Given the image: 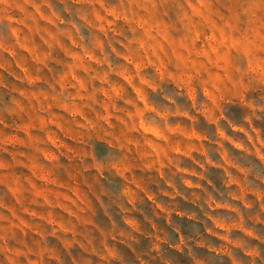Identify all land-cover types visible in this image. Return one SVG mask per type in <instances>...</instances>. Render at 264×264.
<instances>
[{"label": "rangeland", "instance_id": "1", "mask_svg": "<svg viewBox=\"0 0 264 264\" xmlns=\"http://www.w3.org/2000/svg\"><path fill=\"white\" fill-rule=\"evenodd\" d=\"M0 264H264V0H0Z\"/></svg>", "mask_w": 264, "mask_h": 264}]
</instances>
